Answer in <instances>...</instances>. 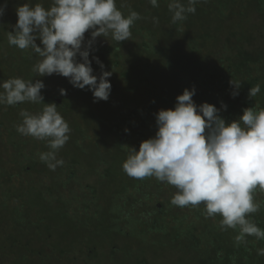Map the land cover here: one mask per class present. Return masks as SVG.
<instances>
[{
	"label": "trees",
	"instance_id": "1",
	"mask_svg": "<svg viewBox=\"0 0 264 264\" xmlns=\"http://www.w3.org/2000/svg\"><path fill=\"white\" fill-rule=\"evenodd\" d=\"M27 1L30 2V6H35L37 3L46 9L52 6V0ZM129 1L116 0V5L125 16H128L132 11L139 14L140 18L131 27L130 40L117 42L108 36L106 38L99 37L92 44L89 59L92 62L93 74L100 76L102 71L112 73V78H109L112 85L110 97L107 101L101 100L97 103L109 107V101L114 100L118 93L117 85L120 78L126 77L122 70L124 64L133 67L132 70H127L132 75V85H128V92L135 94L139 90L150 91L151 97L148 99L151 102L149 105L135 109L130 113L131 117L115 116L111 121L110 119L105 120L101 116L102 119L100 118L98 121L100 122L99 128L106 132L109 139L101 136L96 137L97 133L92 138L87 137L89 147L88 144L85 147L82 145L78 148L75 147V151H79V154L76 156L73 152L72 159L66 157V166H64L65 160L57 156V160H63V164L59 165L63 167L60 169L62 177H57L58 180L62 179V182L58 184L56 181L50 185L53 188L47 187L45 192L40 191L39 187L32 186L37 181L34 180L33 174L35 173L34 166L41 164L38 161L40 156L37 159L35 158L36 154L33 155L27 151L31 148L35 149L37 146L41 147L39 154L49 152L51 149L48 147L47 141L37 140L31 136L29 138L18 136L19 141H15L13 147L7 150L11 158L9 161L17 166L28 164H26V170L22 169V173L8 175L7 187L0 190V194L7 199L22 198L23 200L27 198L29 200L35 198L48 212L45 213L47 215L45 217L40 216L37 210L34 211L36 221L29 224L31 221L29 219L30 211L27 210L29 207L26 209L25 202L16 209L17 206L14 205L7 207L5 204L10 201H4L3 205L0 204V211L2 209L4 211L6 208L9 210L8 218L11 221L10 226L12 224L13 226L10 228V233L9 231L4 233L7 236L0 239V245H3L4 250L20 249V252L15 249L12 257L24 263L30 259L28 257L30 242L32 240L36 242L51 240L53 233L62 236L63 233L59 231L60 223H63L67 214L72 211V217L79 216L77 212H82V220L76 226L72 224L70 218L67 222L64 221L67 230L82 229L84 225L96 222L97 226H94V232L99 233V239L106 241L109 235L115 241L119 238L121 242H124V247L119 250L117 247L110 250L112 255H116L115 258L119 260L121 258L122 264H149L147 252L152 249L163 250L166 247L176 255L178 259L176 264H264V255L258 254L259 249H264V239L246 236L244 241L237 243L236 237L240 234L239 229H223L220 224L222 217L219 215L207 216L203 204L196 207L177 206V210L172 216L173 219L164 220L163 211L166 205L159 203V207L156 206L157 210L155 209L159 212L158 218L145 224L139 219L124 221L125 216L122 217L121 214L125 209L126 202H120L118 199L120 193L125 190L129 191L130 188L137 193L159 185L154 177L136 179L127 175L123 170V163L132 153V149L139 151L140 144L146 141L145 137L137 138L133 132L126 134L124 129L139 128L146 124L157 128L156 115L161 102L160 97L157 96L156 88L150 83L151 78L159 72L172 73L175 71L176 68L171 60L172 54L175 53L173 48L177 49L182 69L180 75L174 77L171 85L169 84L161 91L163 102L164 100L170 102L175 108L177 97L182 95L185 89L192 90L194 88L196 94L193 100L196 105L204 103L214 105L220 109L221 117L228 123L239 120L247 108H255L257 111L264 109V0H200L195 5L196 12L194 14H188L186 20L175 24L172 22L173 13L168 8L170 0H158V7H154L150 0H141L136 7L134 1L130 6H126ZM181 3L187 6V0H181ZM24 4H26L24 0H0L1 6L6 5L5 13L0 18L3 21L0 22L1 27L4 29H0V32L5 31L7 36L8 32L13 31V26L18 21L16 9ZM89 40H91V30L85 34V46ZM1 44L3 49H0V57L3 58L0 63L5 61L7 64L4 68L0 67L2 70L0 71L1 80L6 81L16 75L17 77L21 76L24 69L35 81L38 74L33 72V66L40 59L38 55L31 49L20 50L15 46H10L7 37ZM37 45L42 46L39 40H37ZM130 46L135 48L136 54H133L132 49L128 55H122V51ZM96 58L103 64V69L96 62ZM77 60L83 62L79 56ZM120 70L119 77H115L114 74ZM232 80L240 85L239 89L230 83ZM66 81V85L63 86L66 87H61L66 90V95H44V101L47 102L49 99L54 101L62 116L69 118L75 111L74 102H70L69 96H72V100L76 97L83 104L86 98L91 99L93 92L87 87L85 89L74 87L68 78ZM257 85L260 86L259 93L250 97V88ZM234 92H237L238 95L233 96ZM173 99H175L174 102L169 101ZM56 101L61 102L57 104ZM170 103L166 104L169 106ZM222 105L227 106L226 110ZM5 108L8 109L7 112H10L6 117L5 124L14 133L18 132L17 121L22 122L23 117L17 116L15 120L9 121L14 112L8 105ZM42 108L43 105L40 104L35 109L32 107L31 110L36 111ZM169 108L171 109V107ZM104 111L106 112V109ZM127 111L128 109L125 110V112ZM86 112L90 113V110ZM73 118H78V115ZM148 118L149 120H147ZM134 119L138 121V125L135 124ZM80 121L81 119L74 121V124L77 125L74 127L75 133L72 136V140L75 136L74 145H76L77 136L81 132ZM87 123L90 124L91 121ZM138 134H141V131H138ZM155 134L148 139L154 138ZM32 141L33 143H31ZM104 143L108 144V149ZM2 148L4 146L0 144V149ZM107 152L109 153L105 155L106 158L102 157ZM75 156L90 160L92 167L89 168V172L85 173L93 175L88 177L98 179V183L93 186L84 185L91 190L93 199L95 198L94 202L86 204L84 210L81 209V206L86 203L83 198L84 189H66L70 179L75 182L80 180L82 171L79 173L77 170H80V167L82 170L86 168V165L77 161ZM43 163L44 166L47 165L45 162ZM8 167L11 168L9 165ZM67 167H71L69 171H66ZM71 170L74 172L70 173ZM22 174L28 177L23 183H19V176ZM64 174L66 178H64ZM125 181H128L129 184L127 185ZM100 183L102 188H99ZM166 185L167 183H163V186ZM111 187H115L117 190V193L113 194L114 196L107 194L111 192ZM169 189L177 192L174 186L169 185ZM96 197H102L105 205L100 211L94 212L97 205ZM253 197L254 202L259 205V210L250 214L248 219L264 230V191L257 188L253 192ZM33 208H31L32 211ZM158 208L162 209L158 210ZM75 219L76 217H74ZM187 219H189L188 224ZM9 234H14V237ZM79 246H82L79 247V251L89 250L87 238L79 243ZM136 247H140V249L137 251ZM48 248V251H42V249L38 253L46 262L48 261L47 264H58L61 259L65 260L67 264H100L93 260L95 257L91 256L92 252L89 254L66 250L61 252L55 245H49ZM133 252L136 255H132ZM134 256L139 259L136 260L137 257L134 259Z\"/></svg>",
	"mask_w": 264,
	"mask_h": 264
},
{
	"label": "clouds",
	"instance_id": "2",
	"mask_svg": "<svg viewBox=\"0 0 264 264\" xmlns=\"http://www.w3.org/2000/svg\"><path fill=\"white\" fill-rule=\"evenodd\" d=\"M200 0H170L169 11L175 24L196 12ZM158 7V0H150ZM6 5L0 6V18ZM18 16L13 31L7 33L10 46L31 49L40 58L33 72L40 77L53 74L69 79L76 88L86 87L93 92L94 101H107L111 94V72L93 74L89 59L93 42L108 37L117 42L130 40L131 27L139 19L132 11L125 16L116 0H52L48 9L37 3L24 4L16 9ZM91 30V40L85 46V34ZM37 40L42 46L37 45ZM83 62H78L77 57ZM103 69V64L96 58ZM236 89L240 85L230 81ZM0 105L16 106L25 102L43 104L37 114L22 111L23 121L17 126L21 135L47 141L49 152L40 159L55 170L63 160L56 152L69 140L70 127L58 112L55 103L45 104L41 79L25 81L11 78L0 83ZM260 86L250 88L256 96ZM66 95V90H60ZM195 89H185L177 97L174 110H160L156 115L157 132L154 138L143 141L139 151L123 163V170L132 178L154 177L177 189L171 203L179 207L203 204L207 216H221L223 229H239L237 243L246 236L264 239V230L248 219L259 210L253 192L264 191V109L247 108L239 120L226 122L220 109L204 103L196 105ZM238 95L237 92L233 96ZM226 110L227 106L222 105ZM264 255V249L258 250Z\"/></svg>",
	"mask_w": 264,
	"mask_h": 264
},
{
	"label": "rangeland",
	"instance_id": "3",
	"mask_svg": "<svg viewBox=\"0 0 264 264\" xmlns=\"http://www.w3.org/2000/svg\"><path fill=\"white\" fill-rule=\"evenodd\" d=\"M26 1L27 4L30 5V2L27 0ZM32 2L35 0H31ZM134 1V2H133ZM141 0H130L129 3H127L126 6H130L131 2L135 3V7L140 3ZM1 6V5H0ZM0 22H3L0 19ZM0 29H4L1 27L0 24ZM7 36L5 35V31L0 32V49H3V45L1 44L2 42L5 41V38ZM128 49V50H126ZM124 51H122V55H128V52H130V50L133 49V54H136V50L135 48H132L130 46V48H126ZM5 50V49H4ZM3 50V51H4ZM173 51L175 52L174 54H172V63L174 64V67L176 68L174 72L172 73H162L159 72L156 76H154L153 78H151V83L150 85H152L154 88H156L157 93L160 97V104L158 106L157 111L160 110H168L170 109L169 107H171V109L174 110V106L172 107V104L170 102H166L162 98V90L167 87L169 84L171 85L174 77L177 75H180V71L182 69L180 58H178L177 55V49L173 48ZM3 53V52H2ZM132 53V52H131ZM1 56V53H0ZM3 57H0V62L2 61ZM152 60V59H150ZM161 62L163 63V60H161ZM154 63H156L154 61ZM157 63H159L157 61ZM5 65H7L5 63V61H3L2 63H0V67H5ZM10 66V64H9ZM133 67L130 66L129 64H124L123 66V72L125 73V76L123 79L120 78L119 80V84L118 86V93L117 95H115L114 100L109 101V107L107 106H101L99 105L97 102L94 101V96H91L90 98H86L84 100V103L82 104V102H80L76 97L72 100L71 97L69 96V100L70 102H74L73 106L75 108V111L68 117H64V120L68 123L69 127H70V133H69V140L66 142V144L60 148L58 150V152L56 153V157L59 156L63 158V160H65V164L64 166H66L67 162L66 159H72L73 157V152H75V155L77 156L79 154V151H75V147H80L82 145V147L86 144H88L89 147V139H87V137H94L97 133L96 137L101 136L102 138H107L109 139L105 133L103 132V129L99 128L100 122H98L102 116L103 119L105 120H111L113 121V118L116 117H122V118H126V117H131L130 113L133 112L135 109L141 107V106H145V105H149V103L151 102L150 99H148V97L150 96V91H145V90H139L138 93L136 92L135 94H131V92H128L127 87H129L130 85H132V75L127 72V70H132ZM0 71H2L0 69ZM110 72V71H108ZM119 74H121V70L120 72H116L114 74L115 77H117ZM99 77V76H97ZM119 77V76H118ZM14 78H23L25 81L31 80L34 81V78H31L29 74H27V71L23 69V74L21 76H14ZM110 78H112V75L110 76ZM37 79H41L42 82L45 84V88L41 90V94L43 95H49V96H62L60 93V90L62 89L61 87H63L64 85H66V80L67 78L60 76V75H56L53 74L52 76H44V77H40L39 75L36 77ZM49 81V82H46ZM4 82L3 80H1L0 78V83ZM150 82V81H149ZM129 85V86H128ZM66 87V86H65ZM63 87V88H65ZM61 88V89H60ZM3 89L0 88V92H2ZM172 99V97H170ZM174 98V97H173ZM45 100V98H44ZM162 100V101H161ZM174 102L175 99L173 100H169ZM61 102V101H60ZM59 101H56L57 104H60ZM95 102V105H94ZM170 103L169 106L166 103ZM45 104H52L54 103V101H52L51 99H49V101L45 102ZM40 104H33L31 102H25L23 104H17L16 106H9L11 111H13V117L11 120L9 121H13L16 119L17 116L21 117V112L22 111H27L31 114H36L39 113L41 110H31L32 107L35 109V107H38ZM43 105V104H42ZM6 105H0V144L2 146H4V148L0 149L1 153H0V190L5 189L6 186V180L9 179L8 175L11 174H18V173H22L23 170H26V164H21L20 166H17L16 164H14L13 162L10 163L9 160H11L10 156H9V152L7 150H9L10 147H13V144L15 143V141H19L18 138L19 137H28L29 136H24L21 135L18 132H13V130L9 129V126L7 124H5V122H7V115L10 112H7L8 109L5 108ZM90 106V107H89ZM92 109V110H91ZM106 109V112L104 111ZM128 109L127 112H125V110ZM87 110H90L89 112H86ZM103 110V111H102ZM58 112L62 115V113L59 111ZM77 113V114H76ZM78 115V118H73L76 117ZM80 115V116H79ZM93 118V122L92 121ZM101 118V119H102ZM79 119H81L79 125L80 127V134L77 136V140H76V145H74V141H75V136L73 137L72 140V136L75 133L74 127H76V123L74 124V121H78ZM149 120V118L147 119ZM91 121L90 124H88L87 122ZM135 124L138 125V121L135 120ZM18 125H20L22 122L21 121H17ZM102 124V123H101ZM137 127V126H136ZM157 128L155 127H151L150 124H146L145 126H139V128H133V129H124L126 134H130V132H133L134 135L139 138L141 136L145 137L146 140H148V137H151L152 135H154V133L157 132ZM138 131H141V134H138ZM19 136V137H18ZM30 140L31 137H30ZM82 142H81V141ZM34 141V139H33ZM33 141L31 143H33ZM79 141V142H78ZM29 143V142H28ZM36 143V142H35ZM73 143V144H72ZM38 144V143H36ZM108 149V144L104 143ZM39 145V144H38ZM92 145V144H91ZM7 147V148H6ZM40 151H41V147L37 146L35 149H29L27 152H31L33 153V155H37L35 156V158L39 159L38 157L40 156ZM108 151V150H107ZM109 152L105 153L102 157H105V155H108ZM32 155V154H31ZM75 156V158H76ZM67 157V158H66ZM60 158V159H62ZM106 158V157H105ZM77 161H79L81 164L86 165V168L82 170V167H80V170L78 169L77 171L80 174V180L75 182L72 179H70L69 184H67L66 189L67 190H71L72 188H75V190H80V189H84V197L86 200V203L83 204L81 206V209L84 210L85 206L88 202H94L95 198L93 199V197L91 196V190H89V188H87L86 186L84 187V185H89V186H93L94 184L98 183V179L96 180V178L94 177H88V176H93L91 174H87L85 172H89V168L92 167V164H90V160H88L87 158H82L80 159V157L76 158ZM37 161V160H36ZM38 161L41 162L40 165H35L34 169H35V173L33 174V178L34 180H37L34 182V184L32 185L33 187L35 186V188L39 187L41 188L40 191L45 192V189L47 187H52L50 186L51 184L53 185L56 181L58 184H60L62 182V179H57V177H62V171L60 170L61 168L63 169L62 166H57L55 168V170L50 169L47 165L44 166V163L39 159ZM8 163V164H7ZM19 163V160H18ZM14 164V165H11ZM9 166H11V168L9 169ZM71 168V167H70ZM70 168H66V171H69ZM23 169V170H22ZM74 170L70 173H73ZM25 174H22L19 176L20 178V182L19 183H23L24 180H26V177L28 176H24ZM79 177V176H78ZM17 178V177H16ZM64 178H66V175L64 174ZM15 180V179H14ZM158 181V180H157ZM126 184L128 185L129 182L125 181ZM159 182V185H154L151 189L149 190H145V191H141V192H135L134 189L130 188L129 191H123L122 193H120L119 196V201L120 202H126V206L124 211H122L121 216L124 217L125 219L124 221H130V220H136L139 219L142 223H150L149 221L151 220H155L158 218V211H156V206L159 207V203H164L166 205L164 211H163V216H164V220L165 219H173L172 216L174 214V212L177 210V206H174L171 203L172 198L174 197V195L176 194V191H171L169 189V184H167L166 186H163L164 182ZM76 188H80V189H76ZM101 183H100V187ZM115 187H111V192L107 193L108 196H114L117 193V190H115ZM136 193V194H135ZM140 193V194H138ZM143 193V194H142ZM114 194V195H113ZM126 194V195H125ZM133 195V197H132ZM172 196V197H171ZM0 204L3 205L4 201H10L9 203L5 204L7 207L10 206H17L16 209L20 208L18 206H21L20 204H23L25 202L26 204V209L27 207H29V209H27L28 211H30V216L29 219L31 220L29 222V224L35 223V212L37 210V213L40 216H47L45 213L48 212V210H44L43 209V205L39 204V202L35 199H7L6 197H2V194H0ZM131 199H128V198ZM171 197V198H170ZM108 199V198H106ZM96 203L97 205L94 208V212L100 211L105 205L104 200L102 197H96ZM98 206V207H97ZM33 208V211L31 210V208ZM6 208V207H5ZM156 209V210H155ZM162 208H158V210H160ZM184 211V210H183ZM8 213L9 210L6 208L0 211V239H4L7 235H4L5 232L9 231V233L11 232V229L13 224L10 226V219L8 218ZM72 211H70L67 216L66 219L64 220L65 222L68 221V219H71V222L73 225H78V223L80 224L81 220H82V212H77L79 216H74L76 217V219L74 220V217L71 216ZM157 216V217H156ZM102 220L104 218H101ZM181 219V218H180ZM183 219V218H182ZM181 219V220H182ZM188 220L187 219V224H188ZM60 223L61 225L59 226L60 229L58 227H56L57 229H59L60 232H62L63 234H61L62 236H60V234L57 233H53V239L51 240H42V241H35L32 240L30 242V246L28 247V257L30 258L29 260L25 261L24 263L19 262L18 260L14 259L12 257V255H14V251L15 249H17V252H20V249L18 248H14V249H9V250H4L2 247L3 245H0V264H47V262L43 259V257H41V255H39L38 253L42 250V251H48L49 245H55L56 248L58 250H60L61 252L63 251H74V252H83V253H87L89 254V252L91 253V256L95 259V262H99L100 264H122V262H120V260L118 258H115L116 255H112L110 253V250L114 249L117 247V249L119 250L120 248L124 247L123 245L124 242H121L119 238L116 239V241L112 238V236L108 235V238L106 239V241H102L101 239H99V233H95L94 232V226H97V223H91V224H87L84 225V227L81 228H75L74 230H67V228L65 227L66 224ZM105 221H107L105 219ZM108 222V221H107ZM163 222V221H162ZM175 224H177L176 222H173ZM130 225V224H129ZM127 225V226H129ZM9 226V227H8ZM124 226V225H123ZM131 227V226H129ZM172 231L174 230V228H171ZM81 230V231H80ZM67 232V233H66ZM12 235L11 237H14V234H9ZM88 240V246L91 248H89V250H81L79 251V243H81L82 241H84V239ZM127 248H129V246L127 245ZM95 249V250H93ZM140 249V247H136V250L138 251ZM119 255V254H118ZM117 255V257H118ZM132 255H136L133 254ZM147 255H149L148 261L149 264H176L178 262V259L176 257V255H174V253L172 251H170V249L168 250L167 247L164 248L163 250H150L147 252ZM137 256H134L133 258L136 259ZM60 258V257H59ZM124 258V256H123ZM139 258L137 257L136 260H138ZM59 260V259H58ZM59 260L58 264H67V262L65 260ZM135 260V261H136ZM111 261V262H110ZM55 262V261H54ZM53 262V263H54ZM131 263V261H130ZM49 264V263H48ZM94 264V263H93Z\"/></svg>",
	"mask_w": 264,
	"mask_h": 264
},
{
	"label": "flooded vegetation",
	"instance_id": "4",
	"mask_svg": "<svg viewBox=\"0 0 264 264\" xmlns=\"http://www.w3.org/2000/svg\"><path fill=\"white\" fill-rule=\"evenodd\" d=\"M10 248H13L12 246H10ZM95 250V249H94Z\"/></svg>",
	"mask_w": 264,
	"mask_h": 264
}]
</instances>
